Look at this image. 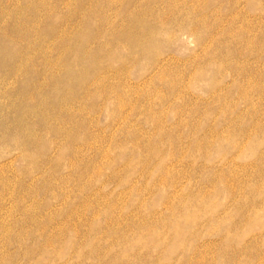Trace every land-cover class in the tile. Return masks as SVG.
I'll return each instance as SVG.
<instances>
[{"label":"rangeland","instance_id":"rangeland-1","mask_svg":"<svg viewBox=\"0 0 264 264\" xmlns=\"http://www.w3.org/2000/svg\"><path fill=\"white\" fill-rule=\"evenodd\" d=\"M0 264H264V0H0Z\"/></svg>","mask_w":264,"mask_h":264},{"label":"bare ground","instance_id":"bare-ground-1","mask_svg":"<svg viewBox=\"0 0 264 264\" xmlns=\"http://www.w3.org/2000/svg\"><path fill=\"white\" fill-rule=\"evenodd\" d=\"M190 12H191V11H190ZM157 29H158V28H157ZM159 30H160V29H159ZM159 30H156V31L158 32ZM223 31H224V29H223ZM225 31H226V30H225ZM225 31H224V32H225ZM139 34H140V33H139ZM139 34L137 33L136 35H138V36H139ZM121 36H122V35H121ZM129 39H132V38H131V36H130V38H129ZM131 41H135V40H131ZM138 45H140V43H139Z\"/></svg>","mask_w":264,"mask_h":264}]
</instances>
